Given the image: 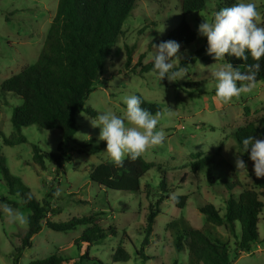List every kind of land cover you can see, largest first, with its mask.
Here are the masks:
<instances>
[{
	"label": "rangeland",
	"instance_id": "1",
	"mask_svg": "<svg viewBox=\"0 0 264 264\" xmlns=\"http://www.w3.org/2000/svg\"><path fill=\"white\" fill-rule=\"evenodd\" d=\"M180 1L137 0L132 13L123 23V33L105 59L94 88L85 101V106L92 107L97 115L91 116L84 111L76 115L74 140L77 145L65 141L57 129L47 130L37 125L22 128L26 141L14 146L4 144L0 134V158L38 201L48 204L49 212L45 219L58 223L88 217L104 230L115 228L116 234L107 235L89 246L84 241H77L91 226L89 223L69 231H58L43 225L32 237L30 246L17 255L27 224L9 223L7 216L0 211V264H27L52 254L78 259L86 251L90 257L95 256L104 264H139L137 251H143L149 257L145 264H190L186 251L175 250L172 244L175 231L168 229V224L172 221L178 224L183 218L192 227L201 228L205 218L197 207L202 202H210L217 208H223V197L229 193L224 179L232 180L235 175L242 185H251L253 165L247 166L248 176L235 168L239 151L233 133L246 120L254 121L264 116V82H256L254 90L239 99L222 103L215 96L216 82L212 76L224 64L221 61L207 62L198 58L187 67H182L187 73L186 78L176 82H169L167 78L158 82L153 71L137 75L125 67L126 47H133L130 67H134L139 56H143L142 63L148 62L154 54V46L168 41V33L183 18ZM57 2L0 0V86L4 79L34 63ZM235 2L237 0H206L203 9L184 16L196 38L190 44H180L179 60H173V65H178L184 57L192 56L207 41L206 37L198 35V25L203 19L209 20L215 11ZM252 2L256 3L260 12L257 23L264 26V0ZM203 55H209L207 49ZM190 82H198L199 89L188 86ZM137 93L144 100L157 104L160 113L165 114L159 118L158 124V128L166 133L165 142L141 156L159 165L166 173L168 186L172 189L170 196L188 195L183 208L174 206L169 198L161 201L160 213L144 248L141 244L146 236L148 205L162 193L158 189L160 171L151 168L144 175L140 181V192L106 189L89 179L91 167L111 161L104 151L106 142L99 138L100 129L94 127L91 121L94 122L101 112L109 109L123 116L125 106L121 97ZM20 103V98L4 93L0 88V132L6 136L14 131L11 113L13 107ZM244 107L249 109L247 117ZM168 112H172L170 117ZM60 143L65 155H70V160L62 161L59 168L46 162L45 168L41 169L32 162V144L41 150L57 152ZM209 143L213 145L208 146ZM195 153L213 154L219 164L226 167L225 170L220 167L213 169V184L207 180L204 171L192 172L189 163ZM146 183L149 195L145 192ZM3 199L19 203L20 196L8 192L0 167V203L18 209L26 216L29 214V210L20 204L6 203ZM261 199L263 208L257 223L258 240L251 244L248 251H232L230 264H264V195ZM215 229L230 239L233 250L235 238L222 226ZM239 230L237 226L238 235ZM119 246L130 255L128 260L113 259Z\"/></svg>",
	"mask_w": 264,
	"mask_h": 264
},
{
	"label": "trees",
	"instance_id": "2",
	"mask_svg": "<svg viewBox=\"0 0 264 264\" xmlns=\"http://www.w3.org/2000/svg\"><path fill=\"white\" fill-rule=\"evenodd\" d=\"M137 0H58L55 14L46 33L42 48L34 63L25 66L19 72L12 74L1 83V91L11 93L21 99V103L15 105L11 113V124L14 131L6 136L0 132L4 144L14 146L26 141L22 134V128L37 125L42 129L60 131L62 138L67 142L77 145L74 140L76 131V115L84 111L91 116H96L97 111L92 107L85 106L90 92L102 70L107 56L112 47L123 33L124 21L134 9ZM206 0H181L180 8L183 18L171 30L166 39L179 44H190L196 34L185 20L184 16L193 11L205 7ZM207 49V41L198 48L192 56L184 57L174 70L194 63L198 58L207 62H215L212 55H203ZM133 47H126L125 67L130 72L142 75L144 72L153 71L152 59L142 63L143 56H139L134 67H130ZM226 61L241 71H247V65L256 63L251 57L247 61L235 57L225 56ZM218 61V60H217ZM261 67L256 77V82H264V58L259 61ZM199 89L198 82L187 84ZM139 95L141 98L142 96ZM142 107L149 110L153 115L160 112V107L142 98ZM245 116L248 115V107H244ZM252 135L255 139H264V116L257 120H246L245 123L233 133L238 151L241 150V141ZM80 145V144H79ZM81 151V150H78ZM32 162L41 169L45 168L46 162H51L59 168L62 161H69L70 155L62 151L61 143L57 152L41 150L32 144ZM247 166L253 165L249 159V153L241 156ZM193 173L204 171L207 180L213 184V169L225 166L220 165L213 154H193L189 163ZM0 167L3 178L10 194L20 196L19 203L3 199L6 203L20 204L29 210L27 215V229L22 236V250L29 247L31 239L43 225L58 231L74 230L78 225L89 223L83 235L77 241H84L89 246L98 243L107 235H115L116 229H102L95 220L88 217L72 219L67 222H51L46 218L49 212L48 204L38 201L23 184L20 178L12 175L8 170L4 159L0 158ZM160 171L158 189L160 196L148 205L146 214V236L141 248L148 244L149 236L160 213V203L164 198H169L171 203L183 208L188 195H176L177 201H173L169 192L166 173L161 167L142 156L136 160L125 159L122 166H117L112 161H103L91 167L89 179L106 189L140 192V181L151 169ZM232 180L224 179L223 183L229 192L223 197V208H217L210 202H202L197 209L204 215L205 224L201 228H194L186 220L180 218L176 224L174 221L168 224V229L175 231L172 244L177 251H186L190 264H230L231 252H243L250 249L251 244L258 240L257 223L259 214L263 208L261 197L264 195V177L253 176L250 186L242 185L235 175ZM146 195L150 194L149 185L145 184ZM166 194V195H163ZM45 219V222L43 220ZM222 226L234 240L233 250L230 239L224 237L215 228ZM239 227V235L237 234ZM130 255L119 246L113 256L114 260H128ZM149 257L143 251H137L139 264H145ZM17 264V263H14ZM27 264H104L97 257H90L86 251L78 259L67 258L60 254H52L45 258L29 261Z\"/></svg>",
	"mask_w": 264,
	"mask_h": 264
},
{
	"label": "clouds",
	"instance_id": "3",
	"mask_svg": "<svg viewBox=\"0 0 264 264\" xmlns=\"http://www.w3.org/2000/svg\"><path fill=\"white\" fill-rule=\"evenodd\" d=\"M259 16L257 5L252 0H237L231 6L221 7L209 20L203 19L198 25V35L206 37L207 53L215 61H226V55L242 61L251 57L256 61L247 65V71H241L233 67L232 63L226 62L212 73L216 82L215 96L222 103L239 99L256 87V77L261 67L259 61L264 58V26L257 23ZM154 49L152 70L158 82L165 78L169 82L186 78L185 70H174L172 63L173 60H179L178 42L164 41L154 46ZM121 101L125 106L123 116L109 109L101 112L94 122L91 121L94 127L100 129L99 138L106 142L104 151L117 166H122L126 158L136 160L147 150L162 145L166 137L164 130L158 128L159 118L164 113L153 115L142 107L143 100L139 95H124ZM171 115L172 112L167 113V116ZM245 152L249 153V159L253 162L254 175L257 178L264 177V139H255L249 135L241 141L235 168L248 176L247 165L240 158ZM171 199L177 201L178 197L173 194ZM0 211L7 216L9 223H28V218L22 211L7 204L0 203Z\"/></svg>",
	"mask_w": 264,
	"mask_h": 264
}]
</instances>
